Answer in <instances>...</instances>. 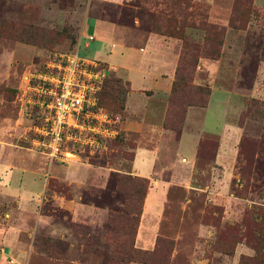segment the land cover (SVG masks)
<instances>
[{
	"label": "rangeland",
	"instance_id": "1",
	"mask_svg": "<svg viewBox=\"0 0 264 264\" xmlns=\"http://www.w3.org/2000/svg\"><path fill=\"white\" fill-rule=\"evenodd\" d=\"M94 19L120 28L126 45L146 32L169 40L172 86L144 117L165 131L147 140L123 128L130 87L111 49L98 100L119 116L118 133L49 160L34 143L31 75L56 52L88 56ZM211 53L217 75L199 64ZM260 63L264 0H0V264H264ZM214 87L230 92L223 129L199 133L189 161L177 151L185 110L205 107ZM137 144L156 150L149 177L129 169ZM158 184L157 235L141 250L143 198Z\"/></svg>",
	"mask_w": 264,
	"mask_h": 264
},
{
	"label": "crops",
	"instance_id": "2",
	"mask_svg": "<svg viewBox=\"0 0 264 264\" xmlns=\"http://www.w3.org/2000/svg\"><path fill=\"white\" fill-rule=\"evenodd\" d=\"M92 25H86L85 37L92 35V52L89 58L102 62L110 55L111 49H116L119 58L112 65L118 73L122 74L129 83L130 91L125 96L124 110L127 112L123 123L125 131L135 133L141 139L150 140L153 134L160 136L164 129H157L148 121L145 114H153L156 105L154 98H162L169 92L174 76L175 55L170 50L171 45L167 38L155 33L146 32L139 47L126 45L124 39L115 37L121 34L120 28L111 23L101 25L94 19ZM134 22V20H133ZM137 22V21H135ZM87 32L86 30H89ZM118 38V39H117ZM84 45L88 42L84 41ZM219 59H202L199 63L212 74L221 70ZM257 77L252 83V93L256 97L264 98V63L257 64ZM136 81V85L134 84ZM132 95V99L130 98ZM230 97V92L225 87H214L210 91L205 107L196 108L188 106L184 113L183 124L177 137V151L181 156L192 161L195 154L199 133H213L223 129L225 103ZM161 109V106H158ZM165 109V104L163 105ZM146 114V115H147ZM201 114L198 121L197 115ZM159 139V137H157ZM157 139V140H158ZM222 147V146H221ZM156 148V147H155ZM225 148H221L224 151ZM156 150L137 144L129 160V169L134 173L149 177L152 175L156 163ZM164 187L160 184L151 187L143 198V208L139 223L134 233V245L141 250H151L157 235V215L163 203ZM128 264H145L130 262Z\"/></svg>",
	"mask_w": 264,
	"mask_h": 264
},
{
	"label": "built area",
	"instance_id": "3",
	"mask_svg": "<svg viewBox=\"0 0 264 264\" xmlns=\"http://www.w3.org/2000/svg\"><path fill=\"white\" fill-rule=\"evenodd\" d=\"M105 75L102 62L76 51L53 53L31 75L34 143L49 160H64L75 148L118 133L119 116L97 104Z\"/></svg>",
	"mask_w": 264,
	"mask_h": 264
},
{
	"label": "trees",
	"instance_id": "4",
	"mask_svg": "<svg viewBox=\"0 0 264 264\" xmlns=\"http://www.w3.org/2000/svg\"><path fill=\"white\" fill-rule=\"evenodd\" d=\"M209 57L212 58V59L216 58V56L214 57V54H213V53H211V54L209 55ZM98 98H99V93H98V97H97V104H98L99 106H101L100 103H99ZM101 107H102V106H101Z\"/></svg>",
	"mask_w": 264,
	"mask_h": 264
}]
</instances>
